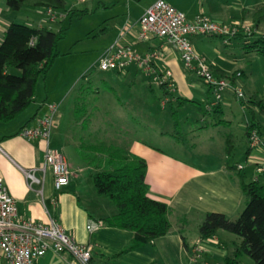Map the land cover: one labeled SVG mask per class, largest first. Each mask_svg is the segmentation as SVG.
Here are the masks:
<instances>
[{"label":"crops","instance_id":"1","mask_svg":"<svg viewBox=\"0 0 264 264\" xmlns=\"http://www.w3.org/2000/svg\"><path fill=\"white\" fill-rule=\"evenodd\" d=\"M63 1V11H52L27 4L18 12L11 13L6 5L7 0H0V43L6 28L12 23L58 32L62 22L69 15L67 11L73 12L76 7H84L81 12L84 15L94 7L93 0ZM155 1L102 0L100 19L103 22L108 20L110 26L99 35L104 36V50L100 56L110 49L117 48H130L140 56L157 50L159 59L153 64L155 73L147 75L134 65L129 67L125 74L112 72L119 79L132 80L137 74H143L150 81L151 91V86L154 85L151 79L154 75L170 73L168 83L172 84L170 95L173 97L165 99L162 104L164 110L168 105L170 123L165 121L155 128L154 120L151 121L150 117L144 114L140 117L142 122L146 123L147 130L143 133L134 131L130 142L117 143L145 163L147 197L167 207L168 234L122 253L133 239L132 232L108 227H98L92 233L87 231L89 222L96 223L97 219L113 216L115 208L105 198L91 195V192L95 191L90 190L87 183L91 182V172L87 175L90 170L78 157L76 147L73 141H70V133L63 130L61 132L62 114L58 109L64 97L61 101H50L47 95L41 98L37 93V86L33 101L21 115L7 123H0V179L14 200L18 215L40 224L55 221L77 244L91 245L92 264H225L226 259L233 258L235 246L240 242L239 238L218 231L211 238L201 239L198 229L207 214H219L229 220H236L244 204L239 177L245 183L253 182L259 176L257 169L264 167V143L257 149H250L248 141L250 127H253L264 142V113L252 103L255 98V102H264V78L258 83L260 88L252 90L251 94L249 93L251 96L245 102L242 103L243 99H236L230 90L224 93L215 108L207 110L206 105L211 100L207 98L211 97L210 91L200 79L198 81L201 85L189 81L188 76L194 73L184 68L178 51L160 38L137 40L138 20ZM163 1L182 13L188 21L203 14L213 22L226 26L235 23L253 25L251 18L254 11L264 5V0L249 8L236 3L237 0ZM254 29V36L248 38L263 37V24L254 26ZM215 38L220 39L197 36L190 38V43L194 40ZM155 40H158V43L143 46L144 43ZM230 40L223 44L224 47L230 44ZM194 44V52L206 60L213 77L230 81L242 92L251 82H258L259 77H256L255 72H248L246 80L247 76L243 70H228L214 62H225L218 51L213 52L216 55L213 61L202 47L196 48L197 43ZM252 54L257 55L255 52ZM233 65H236L235 61ZM238 73L240 76L236 77ZM130 82L133 84V81ZM195 94L205 96V101L202 100L205 103V115L203 109L195 102ZM49 105L55 106L53 113L49 111ZM185 107L194 108L197 114L181 120L178 112ZM246 110L251 113L249 119L244 115ZM226 111L231 115L225 116ZM173 112L178 123L177 128L171 115ZM234 112H239L236 127ZM207 115L212 118L209 123L205 120ZM47 117L51 119L47 141H28L20 136L23 129L37 128L40 121ZM198 118L201 119V124ZM47 148L61 154L72 172L68 185L59 191H55L52 173L45 164ZM227 148H230L228 154ZM195 246L202 251L198 263L191 261ZM0 264L4 263L0 261ZM36 264L77 263L69 255L47 253Z\"/></svg>","mask_w":264,"mask_h":264},{"label":"trees","instance_id":"2","mask_svg":"<svg viewBox=\"0 0 264 264\" xmlns=\"http://www.w3.org/2000/svg\"><path fill=\"white\" fill-rule=\"evenodd\" d=\"M27 4H33L52 11H63V0H7L11 13L18 12ZM256 27L264 25V5L256 8L252 15ZM63 30L54 32L45 28H32L22 24H10L0 43V123H7L18 117L33 101L35 85L40 75H45L57 57L56 46L63 36ZM252 35H237L233 39L246 40L252 52L264 56L263 37L250 39ZM163 94L170 95L166 84L158 86ZM253 99L258 110L264 113V102ZM78 113L75 111V114ZM84 113V112H83ZM78 115V114H77ZM84 115H78L79 123ZM175 128L178 127L175 112L172 114ZM82 124L89 123L88 118ZM253 127H250L252 130ZM85 130V129H82ZM70 134V141H73ZM84 136V134H83ZM82 135L73 141L80 160L91 172L92 186L99 197L105 198L114 208L115 214L97 219L99 227L116 228L133 233L132 241L123 249L128 252L164 237L169 232L168 209L147 197L145 184V163L129 154L124 148L111 142L100 146H81ZM113 143V144H112ZM230 148H227V154ZM244 204L236 220L223 215L207 214L199 226L201 239L213 237L224 231L239 238L232 259L225 264H238L241 256H247L253 264H264V175L256 181L245 183L239 177ZM92 260V258H91ZM92 263V262H91Z\"/></svg>","mask_w":264,"mask_h":264},{"label":"rangeland","instance_id":"3","mask_svg":"<svg viewBox=\"0 0 264 264\" xmlns=\"http://www.w3.org/2000/svg\"><path fill=\"white\" fill-rule=\"evenodd\" d=\"M93 1L94 7L84 15L81 13L84 7H76L73 12L67 11L69 15L60 26L64 32L57 42V57L53 60L45 75L38 77L35 86H37V93L41 98L47 95L50 101L52 99H60L61 101L64 97L58 109L62 114L61 132L62 130L63 132H69L76 143L81 135H90V137L88 136L89 139L83 136L81 146L94 148L102 144H109L113 136L115 137L111 142L115 144L118 142L126 143L133 138L134 131H138V133L145 132L147 130L146 123L142 122L140 117L144 114L150 117L151 121L154 120L155 128L162 122L169 121L170 123L168 105H166L167 109L164 110L162 104L165 99H171L170 97H173V95H163L156 85L151 86L152 91L149 90L150 81L143 74H137L134 80L130 78L119 79L112 72L99 70L97 60L104 50V36L99 35L110 26V22L108 20L103 22L100 19L102 0ZM261 1L237 0L236 3L249 8ZM195 42L197 43L196 48L200 49L202 47L206 55L213 61L216 57L213 52L218 51L225 62L221 63L218 60L214 62L221 64L228 70H243L247 76L246 80L248 79V72L253 71L257 74L256 77H259L258 82H253V84L251 82L248 87L244 85L245 88L242 90L245 97L242 103L251 96L252 90L260 88L259 82L264 78V56L257 53V55L252 54V49L245 40L231 39L227 47H224L221 39L194 40L191 42L193 51L196 50ZM155 43H158V40L144 43L143 46L154 45ZM233 61L236 62V65H233ZM188 77L190 82L200 84L195 74ZM130 81H133V84ZM207 98L211 97L208 96ZM202 100L205 101V96L195 94V102L203 109L205 115V103ZM75 111L78 113L75 114ZM77 114H86L83 119L88 118L89 123L83 125L82 119L76 124ZM192 114H197V111L192 107H185L178 112L181 120L190 117ZM237 114L239 112H234L235 127L239 120ZM226 115L230 116L231 114L226 111ZM244 115L247 119L251 118V113L247 110ZM211 119L207 115L205 118L206 123H209ZM201 122V119H199V124ZM188 143H190L189 139ZM89 174L90 171L87 172V175ZM87 183H89L90 190L93 191L94 188L91 186V182ZM91 193L93 197L97 196L95 191ZM101 201L103 200L101 199ZM239 264L253 263L247 256H242Z\"/></svg>","mask_w":264,"mask_h":264},{"label":"built area","instance_id":"4","mask_svg":"<svg viewBox=\"0 0 264 264\" xmlns=\"http://www.w3.org/2000/svg\"><path fill=\"white\" fill-rule=\"evenodd\" d=\"M254 33L253 25L240 23L229 26L220 25L203 14L196 15L188 21L182 13L163 0H156L148 7L137 23L138 41L151 38L165 40L167 44L178 51L184 68L193 72L206 85L211 94V100L206 105L207 110L215 108L226 91L231 90L238 100L244 99V94L230 81L213 77L206 65V60L193 51L190 38L197 36L218 37L223 41V44H227L237 35L250 36ZM158 59L159 52L157 50L140 56L130 48H117L104 52L98 58L97 66L102 72L125 74L127 69L134 65L149 75L155 73L153 64ZM239 76L238 73L236 77ZM169 77L170 73L165 72L164 75H154L151 80L157 86L166 84L170 90L172 84L168 83ZM48 109L53 113L55 106L49 105ZM50 127L51 119L47 117L40 121L37 128L23 129L20 136L28 141L34 139L47 141ZM248 141L250 149H257L264 143L258 132L253 129L248 133ZM44 159L52 173L55 191L66 187L72 172L63 156L47 148ZM257 173L264 175V167L258 168ZM98 227L96 223L89 222L86 229L92 233ZM91 250V245H79L67 236L55 221L50 220L47 224H40L18 215L15 202L9 196L0 179V261L4 264H36L47 253H54L69 255L77 264H92ZM201 253V249L195 246L192 250L191 261L198 263Z\"/></svg>","mask_w":264,"mask_h":264},{"label":"bare ground","instance_id":"5","mask_svg":"<svg viewBox=\"0 0 264 264\" xmlns=\"http://www.w3.org/2000/svg\"><path fill=\"white\" fill-rule=\"evenodd\" d=\"M200 263V262H199Z\"/></svg>","mask_w":264,"mask_h":264}]
</instances>
